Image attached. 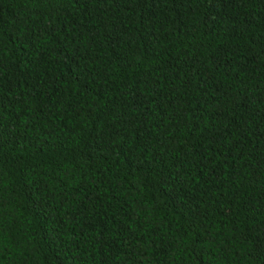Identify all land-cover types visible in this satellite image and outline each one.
<instances>
[{
    "label": "trees",
    "instance_id": "1",
    "mask_svg": "<svg viewBox=\"0 0 264 264\" xmlns=\"http://www.w3.org/2000/svg\"><path fill=\"white\" fill-rule=\"evenodd\" d=\"M0 264H264V0H0Z\"/></svg>",
    "mask_w": 264,
    "mask_h": 264
}]
</instances>
